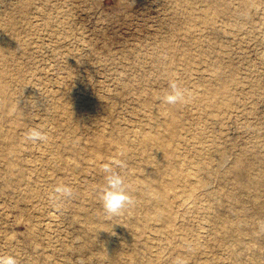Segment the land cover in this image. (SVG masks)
<instances>
[{
  "label": "rangeland",
  "instance_id": "obj_1",
  "mask_svg": "<svg viewBox=\"0 0 264 264\" xmlns=\"http://www.w3.org/2000/svg\"><path fill=\"white\" fill-rule=\"evenodd\" d=\"M0 42V135L21 145L11 161L0 154V256L18 264H264V233L255 238L259 255L231 242L264 224V184L237 201L243 183L230 173L236 162L245 174L264 173V0H0ZM215 70L230 105L180 108L191 130L185 145L193 129L202 147L230 145L215 192L185 197L183 186L168 187L169 195L182 191L173 224L152 227L155 210L136 177L144 152L128 139L156 129L170 82L186 94L206 90ZM32 128L47 139L27 140ZM105 164L125 177L133 199L117 217L99 200ZM57 186L72 196L50 202ZM222 214L232 235L220 231Z\"/></svg>",
  "mask_w": 264,
  "mask_h": 264
},
{
  "label": "bare ground",
  "instance_id": "obj_2",
  "mask_svg": "<svg viewBox=\"0 0 264 264\" xmlns=\"http://www.w3.org/2000/svg\"><path fill=\"white\" fill-rule=\"evenodd\" d=\"M208 79H210V82L208 83V88L206 90H193L186 94L187 98L190 97L186 103L168 105L165 107L164 116L155 122L156 129L152 131H144L137 139H128L132 143H139L141 145V151L143 150L144 152L143 161L146 165L141 164V169L139 170L141 174L139 173L137 175L136 173V177L143 178L144 191L142 194L150 199V208L155 210L153 223L151 225L149 224L152 227L158 228L163 225H157L156 223L158 221L173 224L174 219L170 209L176 202L177 198L181 195L182 191H177L176 193L169 195L166 192L168 187L173 186L178 188L179 186H183L185 197H190V195L194 193L201 194L204 192L206 195L211 196L215 192V190H211L210 184L211 181L220 175L222 163L226 159L225 151L230 145L224 141H218V144L214 145L212 148L206 146L202 147L200 143L201 139L199 137L200 132H197V130L194 129L191 134V137L194 138L193 144L190 146L185 145L183 131L191 130L186 126V115H184V113L181 114L182 111L180 109L188 107L189 104L195 102V104L198 107H201L202 110H206L212 105L218 106L219 109L230 105L231 101L229 97L225 96L228 91L227 80L223 79L217 70H215V74L212 73ZM0 129H2L1 126ZM0 136V140H5L4 144L0 147V154H3L4 157L9 158L11 161L20 150L21 145L17 148L14 142L10 137H7L6 134ZM113 143H115V141L111 139V141L108 142V146H114ZM213 143H216L215 140H213ZM216 150L217 153L215 154ZM191 154L192 156L195 154V158H191ZM215 156L216 159H218L216 160L217 163L214 164L211 159ZM184 158L186 159V163L183 162ZM262 160L263 157L259 159L260 165H257L258 169H262ZM209 164H213L214 166H210ZM77 167L78 164L76 163L74 169H77ZM90 167H93V165L91 164ZM10 170L13 171V169ZM232 172L235 177L243 183L234 193V197L237 201L242 200L243 192L247 186L255 188V186L258 187L259 184H264V173H254L253 176L251 173L245 174L241 165L237 162L233 166V169L231 168L230 173ZM217 199H219V195H217ZM236 206L239 208L238 210L242 211V207H239V205ZM259 207L260 209L263 208V204L260 202L258 203L257 208ZM224 215L225 214H222V216L217 215L216 220L221 224L222 229H220V231L225 237L232 235L236 227L232 223V225L229 224L228 221L224 219ZM258 222H260L258 224V229H246L247 233H251V238H238L234 241L231 238L233 244L238 242L239 246H243L244 249H251L253 251L251 255L260 254L259 247L257 246L256 248L255 246V244L259 245L255 238L259 236L258 232L264 233V224L261 219H259ZM162 231H167L168 235H174L170 229ZM222 241H225V239H222ZM227 242L230 243V241ZM226 245L230 246L228 244ZM251 255L247 256V258L250 259Z\"/></svg>",
  "mask_w": 264,
  "mask_h": 264
},
{
  "label": "clouds",
  "instance_id": "obj_3",
  "mask_svg": "<svg viewBox=\"0 0 264 264\" xmlns=\"http://www.w3.org/2000/svg\"><path fill=\"white\" fill-rule=\"evenodd\" d=\"M171 91L164 97V102L169 105L186 103L188 98L185 90L181 89L176 82H170ZM25 138L29 141H45L46 135L40 130L32 128L25 133ZM118 167H125L123 162H118ZM104 172V184L99 190V200L104 213L109 217H117L133 204V199L129 195L125 177L113 170L111 164H105L102 168ZM60 196L71 197L72 189L68 186H57L50 196V202H55ZM0 264H18V260L13 255L0 256Z\"/></svg>",
  "mask_w": 264,
  "mask_h": 264
}]
</instances>
